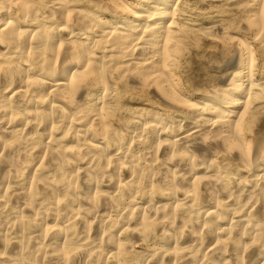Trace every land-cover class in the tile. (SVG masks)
Returning a JSON list of instances; mask_svg holds the SVG:
<instances>
[{
    "label": "bare ground",
    "instance_id": "bare-ground-1",
    "mask_svg": "<svg viewBox=\"0 0 264 264\" xmlns=\"http://www.w3.org/2000/svg\"><path fill=\"white\" fill-rule=\"evenodd\" d=\"M170 2L0 0V264H264V77L186 97Z\"/></svg>",
    "mask_w": 264,
    "mask_h": 264
},
{
    "label": "rangeland",
    "instance_id": "rangeland-1",
    "mask_svg": "<svg viewBox=\"0 0 264 264\" xmlns=\"http://www.w3.org/2000/svg\"><path fill=\"white\" fill-rule=\"evenodd\" d=\"M128 1L137 6L138 4H140V2L142 0H128ZM170 1H172V2H170V5H172V3L174 2L171 7H173V9H174L176 26H177V28H179V30H178L176 28V26H175L176 31L180 32V36H182V38H180L179 35H178L179 33L176 32L177 33L176 34V38L174 39V42L175 41L176 42L174 44H172L173 45L172 47H169L171 49L174 48L173 49L174 51L170 50V52L173 51L171 53L175 54L176 50L177 51L183 50L181 47H183L184 50L182 51V53H181V51L177 52L176 55H173V54H171L168 51L169 52V53H167L168 54V58L171 59L172 57H174L172 59H173V63H175L174 64L175 66L171 62L172 59L171 60L166 59V61L168 60L166 63H167V68L168 69H169L170 65H172L171 66L172 68L170 67L172 69V72L171 71L170 72L173 75L170 74V77H171L170 79H173L172 81L176 82L175 83V85L177 84L176 87L179 88L180 91L182 90L181 92L186 97H191V98H194V99H202L204 97L209 96L212 93L211 92L212 90H214V89L216 90V89H218L221 86L220 81L223 79V77L226 74H229V72L230 73L233 72V73L237 74V76H234V81L236 83H238V82L239 83H241V82L246 83L247 80H250V79H252V80L255 79L254 81H256V82L257 81L258 82H262V80L264 79L263 78L264 77V68H263V66H264V53L262 51L264 49V42H263L264 38L261 37V39H258L256 37V35H255V32L253 33V31L245 30V29H243L241 27V24H242V22H241V20H242L241 12H236V11L233 10L232 7L230 8V6H229V4L227 3L226 0H219V2L215 1V0H212V1L211 0L210 1L209 0H179V1L178 0H170ZM176 4H177V6H176ZM138 6H140V5H138ZM174 7H176V9ZM177 8H180L181 10L180 9L177 10ZM179 10H180V12H178ZM231 11H234V13L231 12ZM177 14H178V16H176ZM179 14H180V16H179ZM177 17H179V19H176ZM239 17L241 19H238ZM234 18H235V20H233ZM231 19L233 20V23L235 22L234 24L233 23L229 24L230 22H232ZM179 20L181 21V23H180ZM186 21H188V22H186ZM190 22H192V23L190 24ZM211 22H213V23H211ZM238 22H240V23H238ZM188 23L190 25H188ZM223 23H224V25H223ZM206 24H208V25H206ZM178 25H181L180 26L181 28ZM182 25L184 27H182ZM191 27L192 28H196V29L192 30ZM208 27H211V28L213 27L212 28L213 31H212L211 28L208 31V29H209ZM227 27H228V29H227ZM180 29L181 30L183 29L184 31L183 30L181 31ZM188 31H190V33H188V34L185 33V32H188ZM185 34H186V36L187 35L188 36L186 37ZM189 34H193V36L192 35L189 36ZM201 34H203V36L205 38L207 36V38L206 39L203 38V36ZM207 34H210L212 37L207 35ZM227 34H228L229 37L227 36ZM199 35H201L200 38L198 37ZM214 35H215V37L217 38L218 41L216 40V38H214ZM222 35H223V37H222ZM208 36L210 38H212L211 39L212 42H210L211 40H209L210 38ZM234 36L237 39H240V41H242V42H239L238 40L236 41L235 39H233ZM178 37H179V39H178ZM188 37H190V38H188ZM243 37H245V38H243ZM252 37H254V38H252ZM229 38L232 39V40H229ZM159 39H160V36H159ZM180 40L181 41L185 40V41L182 43ZM198 41H200V42H198ZM245 41H246V43H245ZM177 42H179V44ZM180 42H181V44H180ZM233 42H234V44H233ZM260 42H261V44H260ZM242 44H243V46H242ZM174 45H176V46H174ZM178 46H179V48H177ZM202 46L205 47V49L206 48H208V49H206V51H205ZM222 48H223V50H222ZM215 51H216V53H215ZM169 54H171L170 57H169ZM242 54L245 55V56H243ZM176 56H177V58L175 59ZM237 56L239 57L240 62L236 64L237 65V68H236V65L235 66H231L232 63H230V61L233 58L237 57ZM249 56H250L251 59L255 60V62L253 60L251 61L250 58L247 59V57H249ZM225 59H226V61H225ZM228 59H229V61H227ZM169 63H170V65L168 66ZM223 63H224L225 66L223 65ZM245 63H247V64H245ZM238 64H240V65H238ZM251 71H253V73ZM251 73L254 74V75H252ZM251 75H252V77H251ZM219 78H220V80H219ZM245 78H246V80H245ZM261 78H263V79H261ZM121 84H122V82L119 83V85H121ZM142 89H143L144 93H140L142 91L141 89L140 90L138 89L139 90L138 91L137 89L136 90H131L129 88H125V89H123L120 92V94L122 96L119 94V99L120 100L129 99V101L131 100V104L127 103L128 106H130V107H133V105L134 106H139V107L140 106H149V105L154 106V103L150 102L148 94L146 93V91H147L146 87H144ZM127 92H129V93L127 94ZM138 93L141 94V95H138ZM206 93H208V94H206ZM262 94H264V92H262ZM125 95H126V97H125ZM142 95H144V97ZM137 98H138V101H137ZM156 105L157 104H155V106ZM161 111L162 110H160V112ZM145 245L146 244H141L140 247L146 248L147 245L146 246Z\"/></svg>",
    "mask_w": 264,
    "mask_h": 264
}]
</instances>
